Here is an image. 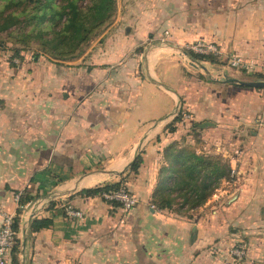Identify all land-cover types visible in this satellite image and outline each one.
Here are the masks:
<instances>
[{
  "label": "crops",
  "instance_id": "obj_1",
  "mask_svg": "<svg viewBox=\"0 0 264 264\" xmlns=\"http://www.w3.org/2000/svg\"><path fill=\"white\" fill-rule=\"evenodd\" d=\"M117 11L77 62L32 75L25 106L0 108V224L2 212L18 219L4 264H230L221 251L237 239L239 264H264V88L203 78L171 45L140 51L148 35L214 42L219 62L238 56L264 78V0H117ZM179 106L189 121L168 132ZM174 140L195 151L200 140L236 169L189 215L151 203ZM121 178L138 199L128 213L79 193ZM17 191L33 196L19 213ZM42 218L52 225L30 231Z\"/></svg>",
  "mask_w": 264,
  "mask_h": 264
},
{
  "label": "trees",
  "instance_id": "obj_2",
  "mask_svg": "<svg viewBox=\"0 0 264 264\" xmlns=\"http://www.w3.org/2000/svg\"><path fill=\"white\" fill-rule=\"evenodd\" d=\"M115 2L116 0H0V32L19 23V16L23 15L25 23L32 21L28 29L31 36L37 35L40 38H42L41 34L48 36L42 38L41 43L44 48L57 56L75 59L81 56L80 54L93 36L111 24L116 13ZM19 7L21 8L16 13ZM186 51L191 59L197 61H218L217 57L211 55L196 54L189 49ZM187 118L185 111L179 106L173 121L167 125V131H175V124L189 121ZM201 125L202 123L194 122L188 129L195 133L198 128H203ZM162 157L164 163L158 169L151 195V203L159 209H173L177 213L194 210L207 201L222 180L231 178V168L219 154L197 153L191 147L183 146L178 140L171 141L163 147ZM141 163L142 158L139 155L130 163L128 170L136 171ZM120 184H125L128 191L133 193L131 186L124 178L117 182L85 188L79 193L83 196L98 195L111 206L119 207L120 204L117 201L105 199L103 193L118 188ZM16 194H19L17 201L19 204L17 213H19L33 196L17 191L14 192V197ZM174 205L177 207L174 208ZM13 220V229L16 231L18 219L15 217ZM51 225V219H33L29 230L38 231L49 228ZM16 241L15 239V243L8 252L14 254L17 251ZM238 241L240 239L235 240L231 246ZM229 255L231 256L230 253ZM12 264H17L16 258H13Z\"/></svg>",
  "mask_w": 264,
  "mask_h": 264
},
{
  "label": "rangeland",
  "instance_id": "obj_3",
  "mask_svg": "<svg viewBox=\"0 0 264 264\" xmlns=\"http://www.w3.org/2000/svg\"><path fill=\"white\" fill-rule=\"evenodd\" d=\"M3 1H1L2 3ZM115 6H116V13L117 14V0L115 2ZM21 7L18 8V11L16 13L19 12ZM12 9V8H11ZM19 23H16L14 25H12L8 30L5 31H1L0 32V83L2 84L1 88H5V90L7 92L6 93V97L5 99H0V108H14L17 107L15 104L17 103V100L19 101V108L25 106V104L23 103V99H25V95L23 93L22 89L25 88H29L30 87H26L27 82H31L32 79V75L34 76L38 71H42V67H47L49 65L52 64H57L60 66H64L66 64H74L73 62H77L79 57L75 58V59H68L69 57H63V56H57L52 52H49L47 48H44L42 42V38L48 37L45 36L43 34H41V37L36 36H31V33H29V27L32 25V21H28L27 23H25L24 19H23V15L19 16ZM103 30H101L98 34H96L95 36H93L89 42H88V46L85 47L84 51H86V49L88 47H90V45L94 44L96 41H98L97 43L101 42L103 40V37H101L100 39V34L102 33ZM165 35V34H164ZM195 41V40H194ZM204 41V40H203ZM192 43V42H191ZM191 43H184L183 47H181L182 49L186 50V47L191 44ZM168 45L170 46H178L176 45V43L174 42V40L172 39V41H167V39L165 40V37L163 36L162 38H155L153 37V35L151 36H147L145 43L143 44V47H140V51L142 52L144 49L147 50H153L156 47H160V48H164V47H168ZM180 47V46H178ZM139 49V48H138ZM144 50V51H145ZM84 51L82 52V54L84 53ZM138 51V53L140 52ZM80 54V55H82ZM186 66V68L192 70L193 72H196L198 74H201V76H203L204 78L208 75L204 72V70L200 67L194 66L191 64V60H184L183 58H181ZM218 60V59H216ZM200 64L203 65H208L209 67H213V66H217L219 68H221L223 71L230 69L232 70L233 73L241 76V78L243 80H263L264 78H258V76H256L254 74V71H249V70H245V69H233V68H225L223 69L224 66H226V61H215V62H210V60L207 61H198ZM53 66V65H52ZM46 73L48 72H52L53 70H49L48 68L45 69ZM222 71V72H223ZM38 75V74H37ZM26 84V85H25ZM22 90V91H20ZM19 93L20 95H18V98L16 97V93ZM26 92V90H25ZM22 94V96H21ZM8 100V101H7ZM195 140L197 139V135L195 134L194 136ZM199 138V137H198ZM198 146L201 147L200 150H196L197 153L200 154H219L217 153H213L211 151L210 148H206L205 146L202 147V145H200V140L197 141ZM185 144V143H182ZM185 146V145H184ZM209 147V146H208ZM221 156V155H220ZM222 157V156H221ZM223 159V157H222ZM164 163V160L162 161ZM162 165V164H161ZM223 181V180H222ZM221 181V182H222ZM220 184L218 185V189H219ZM217 188L214 189V191L212 192V194L210 195L209 198H211L213 196V193L217 192ZM218 194V192H217ZM208 198V199H209ZM217 198V197H216ZM222 200V205H224V200L221 197ZM177 205H174V208H176ZM197 209V208H196ZM194 209V210H196ZM193 210V211H194ZM192 210H186L183 213H185V215H189L191 213ZM235 242V241H234ZM222 253L224 252V254L226 255L227 260H230L231 263L230 264H239L240 259H236L233 258L232 256L229 255L228 253V249H222L221 251ZM210 257L212 256V254H209ZM221 260V257H220ZM217 261L215 264H223V262L225 261H221L220 262ZM220 262V263H219ZM227 262V261H226Z\"/></svg>",
  "mask_w": 264,
  "mask_h": 264
},
{
  "label": "built area",
  "instance_id": "obj_4",
  "mask_svg": "<svg viewBox=\"0 0 264 264\" xmlns=\"http://www.w3.org/2000/svg\"><path fill=\"white\" fill-rule=\"evenodd\" d=\"M185 49V48H184ZM186 49L191 50L196 54L201 55H211L217 57L221 54V50L217 44L214 42H207L203 40H195L189 44ZM225 68L233 69H245L252 71L253 64L249 61H244L238 56L230 55L226 57V66ZM177 110L175 111L176 114ZM236 174V169L231 168L230 171V180L234 178ZM19 194H16L14 199L18 201ZM103 197L107 200H115L120 205L119 208L123 213H128L131 208L138 202V199L135 194L128 191L125 184H120L118 188L111 190L109 192H104ZM28 204V203H27ZM26 204V205H27ZM65 212L67 215L75 218H81L82 212L78 209H75L71 204H66L64 206ZM2 221L0 224V264H4L5 257L8 254V251L15 243L16 231L13 229V219L14 217L11 214L2 212ZM229 253L236 259H243L246 256L247 248L246 244L243 241L236 242L229 249Z\"/></svg>",
  "mask_w": 264,
  "mask_h": 264
},
{
  "label": "water",
  "instance_id": "obj_5",
  "mask_svg": "<svg viewBox=\"0 0 264 264\" xmlns=\"http://www.w3.org/2000/svg\"><path fill=\"white\" fill-rule=\"evenodd\" d=\"M171 50L175 52L184 60H191V64L200 67L212 80H218L221 82L233 83L238 85H246L251 87L264 88V80H243L241 76L232 72V70L227 69L223 71L217 66L209 67L208 65L200 64L197 60L191 59L186 50L178 46H170ZM223 71V72H222Z\"/></svg>",
  "mask_w": 264,
  "mask_h": 264
}]
</instances>
